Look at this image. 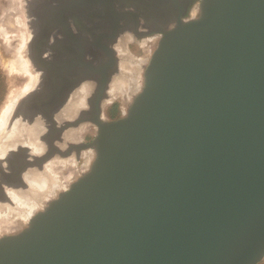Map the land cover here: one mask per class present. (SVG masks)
I'll return each mask as SVG.
<instances>
[{
	"label": "water",
	"instance_id": "1",
	"mask_svg": "<svg viewBox=\"0 0 264 264\" xmlns=\"http://www.w3.org/2000/svg\"><path fill=\"white\" fill-rule=\"evenodd\" d=\"M85 1L91 31L84 37H75L67 22L70 16L73 21L81 16L82 5L66 0L16 1L23 33L30 19L36 27L30 40L25 35L20 58L32 66L30 70L41 72L42 82L22 105L27 103V110L46 122L51 145L38 158L19 146L10 149L6 160L0 158V198L11 200L5 185L19 183L25 171L41 167L53 156L75 161L68 168L57 165L59 177L65 175L63 169L83 166L81 153L90 151L92 157L86 169L18 231L0 235V264L260 263L264 0H200L197 16L185 20L174 14V0ZM108 10L114 27L111 37H104L105 55L99 65L82 56L68 90L55 101H46L52 92L44 82L50 63L41 54L52 49L53 30L59 24L61 37L81 39L80 50L91 49L99 39V23L111 25L112 20H104ZM132 17L142 18L145 25L140 27L147 28L143 34H154L157 41L153 40L126 111L108 119L103 101L119 69L114 45L129 32V24L123 23ZM61 63L64 66L63 62L54 66ZM71 67L74 64L64 70L73 71ZM85 68L100 74L97 86ZM82 84L92 88L83 108L57 123L54 114ZM20 93L13 107L17 120ZM90 107L92 117L86 114ZM83 125L95 130L90 143L82 141L84 129L63 150L53 144L65 130ZM19 152L24 155L20 160Z\"/></svg>",
	"mask_w": 264,
	"mask_h": 264
},
{
	"label": "flooded vegetation",
	"instance_id": "2",
	"mask_svg": "<svg viewBox=\"0 0 264 264\" xmlns=\"http://www.w3.org/2000/svg\"><path fill=\"white\" fill-rule=\"evenodd\" d=\"M66 1H67V3H69L72 6L73 5L77 6V4H79V6L82 5L81 11H80L81 16L75 17L74 21L72 20V17L70 16L67 18V22H68L69 31L73 35H75V37H78L79 34L82 37H84V35H82V34L87 35L88 32L91 31V26L88 25V23L90 22L88 19L91 20V17L87 16L88 14L86 11V1L85 0L78 1V2L75 0H66ZM199 1L200 0H174V2H172L173 12L176 15H180L181 19H183V20L191 18L193 16H197V5H198ZM79 6H77V7H79ZM99 10H101V9H99ZM101 14L103 16L102 12L99 13L100 16H101ZM104 14H105V17H104L105 22L109 19L112 20V21H109L111 23V25L105 27V26H103L104 23L101 25L99 23V25L97 26L96 32H97L100 40L97 39L93 43V39H91L93 44H92L91 49H88V50L87 49H84V51L80 50L79 45H84L83 44L84 42H82L81 39L77 40L75 38V40L72 41V40H69L65 37H61L60 34L62 33V27L59 24L57 25L56 30H53L55 32V34H57V35L54 34L52 36L53 39L49 40V43L52 45V49L47 50L41 54L42 58L43 59L47 58V61H49V63H50L48 65L49 70H48L47 75H46V77H48V80L46 79L44 82H46V84L48 85V89L50 91L52 90V92H50L51 97L46 99V101L53 102L58 97H61L64 95V93L68 90L69 80L74 78V76H76V74H77V71L81 68L79 62H80V60H82V56L86 62H91V63L93 62L97 66L99 65L100 60H102L104 55H105V52H104L105 50L103 48L104 37L105 38L111 37L110 35L112 34V29L114 27V21H113L114 19L112 16H110L111 11L108 10ZM138 20L140 22H138ZM142 21H143L142 18L141 19L138 18L135 21L134 18L132 17L128 22L123 23L124 25L129 24L128 27H130V28H128L129 33L123 32L119 36L117 42L114 45L115 50L117 52V57H118V68H119L120 60H119L118 51H117L116 46L121 39H122V41H124L123 42V49H124V43L125 44L128 43L126 46L127 52L124 49L125 53L131 58L132 57L138 58L137 56H135L132 53L129 45L135 44L141 50L142 47H146L145 43L142 44L143 41L146 40L149 42L153 38H157V37H153L154 34H148V35L143 34V32H145V30L147 28L146 27H140V24L142 23ZM100 22H101V18H100ZM143 22H145V21H143ZM33 23H34L33 19H30L29 20V27H28V30H29L28 39L29 40L32 38L33 33H35V31H36V27ZM78 24H80V25H78ZM142 24L145 25L144 23H142ZM56 40H57V44L55 45ZM56 46H57V48H54ZM142 49L144 50V48H142ZM143 50H141V52H143ZM58 62H63L64 66L62 65V63L57 65V66L56 65L54 66V64H57ZM70 64H74V67H71V69H74V70L71 71L69 68L68 70L70 72L65 71L64 69L68 68ZM28 67H29V71H30L28 73L30 75L34 76L36 83L32 87L31 90L26 92V94H24V96H22L19 99V106H21V107H19L20 113H21L19 115L20 116L21 115H24V116L29 115V116H32L36 121H38V124L35 126V132L33 133V137H37L36 139H37V142L39 143V146H40L39 150H41V151H40V155L37 156L35 151L33 152V149L30 147V145L26 144V143H23V144L19 143V148H21V147L27 148L29 156L31 158H38L41 156V154L43 155L46 151H48L50 149L51 143L49 142L50 135L49 134L46 135V122H44V120H41L42 118L41 119L36 118V116L31 111L27 110V106H28L27 103H25L24 108L22 105L24 100H26L28 94H32L33 92L39 91L40 85L42 83L41 82V72L39 70H37L36 68H33L34 72H32V70H30L31 65H29ZM83 71L85 73L87 71L86 74H90L89 77L92 78L91 83H93L95 86H97V80L99 79L100 74H97V73L92 74L90 71L86 70V68ZM73 72H75L74 76H72ZM96 72H98L97 68H96ZM118 73L119 72H117L116 75H114L112 77V79L109 82V85L111 84L112 80L115 77H117ZM109 85H108V87H109ZM25 86L26 85H24L23 87L25 88ZM108 87H107V91H106L107 98L103 101V105H105V103H107L106 107L103 106V107H105L104 108V114L108 119H115L121 115V112H123L122 101L125 100V95L121 94L118 98L113 100V98L108 94V89H109ZM82 90H84V92H83L84 95H83V99H82L83 102H82L81 107L80 108L79 107H73V101L76 98L80 97ZM91 90H92V88L87 84L86 85L82 84L81 86H79V88H77L71 94L70 101L66 105H64L60 111H58L54 114V117L56 118L57 123H61L66 119H70V118L74 117V114H76L75 112L83 108L84 101L87 98V96L89 95V93L91 92ZM28 96H30V95H28ZM108 106H109V108H107ZM113 106H115L116 108H115V110L111 111ZM47 110H49L48 107L45 108V110H44L45 114L47 113ZM26 113H28V114H26ZM86 114H87V116L92 117L94 115L93 107H90V109H88V112H86ZM41 123L43 125H40ZM86 126L87 125H83V126L77 127L76 129L65 130L61 134V136L59 137L58 141H55V143H53V144L55 146H58V148L61 150L65 149L68 144L77 141V139L79 138L78 135L81 136L84 129H86ZM87 134L91 135V136L95 134V130H94L93 126H89V128L86 129V131H85L84 138L82 139L83 143H85V144L90 143L92 138H93V136H92V138L89 141L88 140L86 141V135ZM9 152H10V150L5 154V156H2V157L0 156V158L4 157V159L5 158L7 159V157L10 156ZM84 153L85 152L81 153V157H82L83 161H84ZM20 156H24V155L19 152V160L21 158ZM59 161H65V162L71 161L70 166H74V164H75V161H73V157L68 158L67 160L60 159ZM79 162H80V160H79ZM43 168H45V163L41 167L30 168L27 171H25L24 174L22 175V180L20 181V179H19V181H20L19 183H8L7 185H5L7 193H8L9 198L11 200H9V201L3 200L2 201L0 198V206H4L5 208H10L14 212L23 213L25 211V209L19 208V200L15 196L19 195L18 194L19 189L25 190L27 192H29V191L32 192L33 191L32 187L30 186L29 183H27V181H28L27 175L30 171L33 170V171H38L39 174H42L44 176V173H45L44 170L45 169L43 170ZM15 222H18V219H15Z\"/></svg>",
	"mask_w": 264,
	"mask_h": 264
},
{
	"label": "bare ground",
	"instance_id": "3",
	"mask_svg": "<svg viewBox=\"0 0 264 264\" xmlns=\"http://www.w3.org/2000/svg\"><path fill=\"white\" fill-rule=\"evenodd\" d=\"M19 25L21 27L20 21H19ZM153 40L154 42H156L157 38H153L150 41L153 42ZM123 42L124 41H122L121 39L116 46L120 60L119 69H118L119 73L117 77H115L112 80L111 84L109 85L108 94L113 98V100L118 98L121 94L125 95V100L122 101L123 112H125L131 96L136 92V90L140 85V73L144 66V63L146 62L151 52V49L150 48L146 49L145 47H142L144 48V50L142 49L144 53L143 56L133 59L125 53L123 49ZM19 66L23 67V69L21 68V73L27 77V82L25 83L26 86L24 88L26 94V92L31 90L32 87L35 85L36 80L34 76L30 75L27 72L28 70L25 69V65L22 64V62L19 63ZM83 92L84 90H82L80 97L76 98L73 101V107H79V108L81 107L83 102L82 99L84 95ZM106 105L107 103H105V106ZM19 114H21L20 108H19ZM14 115H15V111L12 112V114H10L11 118L5 124V126L3 123L4 120L2 119V121H0V126L2 127L3 125L2 134L0 136V156L1 157L5 156L8 150L10 149L12 150L14 147L19 146V143L29 144L30 147L33 149V152L35 151L37 156L40 155L41 150H39L40 146L39 143L37 142L36 139L37 137H33V133L35 132V126L38 124V121H36L32 116L29 115H25V116L19 115V120H17L15 119ZM40 125L43 124L41 123ZM91 157H92V153L90 151L89 152L85 151L82 171H84L88 166ZM60 159L56 158V156H53L50 160L45 162V168H43V170L45 169L44 176L42 174H39L38 171H33V170L28 173L27 183L30 184L33 191L27 192L25 190L19 189L18 192L19 195L15 196L19 200V208L25 209L23 213L14 212L10 208H5L4 206H0V235L9 232L18 231L23 225L27 223L30 216L36 210H39L41 207H43L47 201H49L51 198L55 196L57 191L65 188L70 180H72L74 177H76L78 174L81 173L80 170H75V169L69 170L64 173V169H63V173L65 175L59 177L55 173V167L57 165H60L61 167L68 168L70 167V162H71V161L70 162L59 161ZM67 159H63V160H67ZM15 219H18V222H15Z\"/></svg>",
	"mask_w": 264,
	"mask_h": 264
},
{
	"label": "rangeland",
	"instance_id": "4",
	"mask_svg": "<svg viewBox=\"0 0 264 264\" xmlns=\"http://www.w3.org/2000/svg\"><path fill=\"white\" fill-rule=\"evenodd\" d=\"M16 1L17 0H0V70L5 84V91L0 102V121H2V119L4 120V126L10 120V114L14 112V99L20 92L19 99L25 94L23 86L27 82V77L21 73V68L23 69V67H20L19 63L22 62V64L25 65V69L28 70L27 72H30L28 62L26 61L23 63V60L19 57L21 54L20 50L23 48L25 43V35H29V31L26 28V31L24 30L25 33H23V26L20 27L19 25L16 27V25L19 24V21L22 25L23 20L21 13L17 8L18 5ZM21 1L25 2V0ZM27 31L28 34L26 33ZM143 43L146 44V49L150 48L152 50L154 48V45L151 42L145 40L142 44ZM129 47L132 53L137 57H141L144 54L141 52L142 48L140 50V48H138L135 44H130ZM17 53H19L18 56ZM15 59H19V63H17ZM32 72H34V69ZM107 108H109V106ZM2 130L3 125L2 127L0 126V136L2 134ZM92 136L87 134L86 141H89ZM80 164L81 160L79 162V165ZM78 170L82 172V167H79ZM258 264H264V259Z\"/></svg>",
	"mask_w": 264,
	"mask_h": 264
},
{
	"label": "trees",
	"instance_id": "5",
	"mask_svg": "<svg viewBox=\"0 0 264 264\" xmlns=\"http://www.w3.org/2000/svg\"><path fill=\"white\" fill-rule=\"evenodd\" d=\"M4 91H5V84H4V81H3V76L1 74V70H0V102H1V99H2V96L4 94ZM115 106L112 107L111 111L115 110Z\"/></svg>",
	"mask_w": 264,
	"mask_h": 264
}]
</instances>
